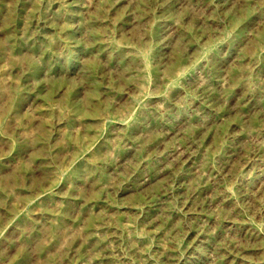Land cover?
I'll return each mask as SVG.
<instances>
[{"label": "rangeland", "instance_id": "1", "mask_svg": "<svg viewBox=\"0 0 264 264\" xmlns=\"http://www.w3.org/2000/svg\"><path fill=\"white\" fill-rule=\"evenodd\" d=\"M0 264H264V0H0Z\"/></svg>", "mask_w": 264, "mask_h": 264}, {"label": "bare ground", "instance_id": "2", "mask_svg": "<svg viewBox=\"0 0 264 264\" xmlns=\"http://www.w3.org/2000/svg\"><path fill=\"white\" fill-rule=\"evenodd\" d=\"M29 66H30V75L31 76H35L38 71H39V64L38 62L34 61V60H29L28 61ZM71 111H73L74 113L81 115L84 113V111L82 109H80L79 107H72Z\"/></svg>", "mask_w": 264, "mask_h": 264}]
</instances>
